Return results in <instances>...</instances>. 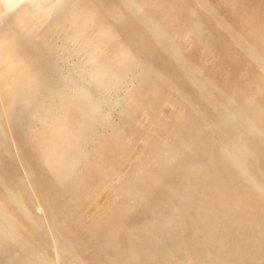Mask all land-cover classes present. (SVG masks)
<instances>
[{"label": "rangeland", "instance_id": "rangeland-1", "mask_svg": "<svg viewBox=\"0 0 264 264\" xmlns=\"http://www.w3.org/2000/svg\"><path fill=\"white\" fill-rule=\"evenodd\" d=\"M59 14L8 41L13 74L38 92L0 139L23 230L0 264H264L251 185L264 138L248 133L245 173L225 148L243 119L221 118L264 92V0H68Z\"/></svg>", "mask_w": 264, "mask_h": 264}, {"label": "bare ground", "instance_id": "bare-ground-1", "mask_svg": "<svg viewBox=\"0 0 264 264\" xmlns=\"http://www.w3.org/2000/svg\"><path fill=\"white\" fill-rule=\"evenodd\" d=\"M67 4L68 0H0V139L5 138L7 135H11L10 131L7 128L11 126V114L16 113L13 108L19 102L24 103L26 101V103H24L25 106L33 102L36 98V93L38 92L36 89L38 87H35L36 84H33L34 80L29 79V77H20V74H13V59H10V54L12 53L13 55V51H8V41L12 38H16L17 35L29 33L30 31H36V29H39L42 25L48 23L53 16L59 18V13L64 10ZM261 18L262 17H258L255 20L257 23L254 22V24L258 26H252V29H254L255 31H257L256 29H260L263 36L264 29H262V27H264V24H259ZM254 35H256V32L255 34H253V36ZM256 46L258 47V45H256V42L252 44L248 42L246 46V48L248 49V53H250L253 58H255L258 53V49ZM259 47H261V45ZM98 52L99 51L97 50L96 53ZM91 56L90 57L92 58V63H90V67L94 76L91 78L90 82H92L93 84L95 83V85H97L98 87L105 86L106 79L109 76V72L105 69V67H103V65L101 66L98 54H91ZM28 86L30 87V89H27ZM32 86H34L35 88H33ZM111 86H114V83H112ZM262 86L263 87L261 88L264 89V83L262 84ZM260 92L259 96L256 98L257 100L254 99L256 100V105L254 106V108H249L247 105H244V108L248 107L246 110H248V112L250 113L249 115L243 114L246 111L244 110V112L240 113L241 115L238 114V116H236L235 111L232 112L223 107V109L227 113L224 112L225 115H222L221 118H225L224 122L226 124L234 122L239 116H241L243 119L242 124L245 129L241 127L240 133L237 134L236 138L230 143H225V148L227 157L232 161V163L237 165L239 170L244 172L249 171V163L246 157H253L255 155L249 147V145L252 146L250 134H253V136H256L258 139L260 138L261 140L262 138H264L262 136L264 135V92L261 90ZM93 106L94 107L90 106V109H92V111H95L96 105ZM261 108L263 110H260ZM234 110L236 109L234 108ZM251 120L260 125L261 128L258 126L255 127ZM249 132L250 134H248ZM251 183L254 190L258 193L259 196H262L264 200L263 182L260 179H252ZM3 185L4 184L0 183V187H2V191L0 193V242H5V238L8 237L10 243L18 246L20 244L19 241H21V234L23 232V230H21L20 232L17 231V224L21 214V205L19 202L20 200L18 195H13L14 193H18L16 190H10V186H8V188L7 186ZM6 202L8 204H6ZM8 206L14 207L13 211H8V209H6ZM11 222L12 224L15 223V229H13V226L12 228H9V223Z\"/></svg>", "mask_w": 264, "mask_h": 264}]
</instances>
